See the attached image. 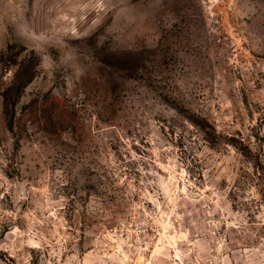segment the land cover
Returning a JSON list of instances; mask_svg holds the SVG:
<instances>
[{
  "label": "rangeland",
  "instance_id": "rangeland-1",
  "mask_svg": "<svg viewBox=\"0 0 264 264\" xmlns=\"http://www.w3.org/2000/svg\"><path fill=\"white\" fill-rule=\"evenodd\" d=\"M0 264H264V0H0Z\"/></svg>",
  "mask_w": 264,
  "mask_h": 264
}]
</instances>
